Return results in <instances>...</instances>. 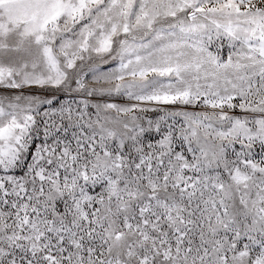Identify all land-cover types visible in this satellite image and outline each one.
<instances>
[{"label": "snow or ice", "instance_id": "1", "mask_svg": "<svg viewBox=\"0 0 264 264\" xmlns=\"http://www.w3.org/2000/svg\"><path fill=\"white\" fill-rule=\"evenodd\" d=\"M0 264H264V0H0Z\"/></svg>", "mask_w": 264, "mask_h": 264}]
</instances>
